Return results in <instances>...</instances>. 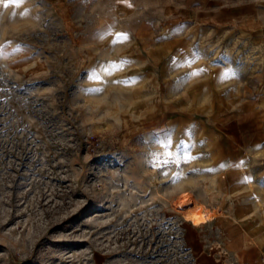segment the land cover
<instances>
[{
    "label": "rangeland",
    "instance_id": "1",
    "mask_svg": "<svg viewBox=\"0 0 264 264\" xmlns=\"http://www.w3.org/2000/svg\"><path fill=\"white\" fill-rule=\"evenodd\" d=\"M241 1L264 5L0 3V264L262 257L264 62L243 58L264 32L220 11ZM181 193L213 222L185 220Z\"/></svg>",
    "mask_w": 264,
    "mask_h": 264
},
{
    "label": "crops",
    "instance_id": "2",
    "mask_svg": "<svg viewBox=\"0 0 264 264\" xmlns=\"http://www.w3.org/2000/svg\"><path fill=\"white\" fill-rule=\"evenodd\" d=\"M220 11H222L225 16H228V18H222L221 20H227L229 28L236 31V33L242 32L246 35H255L259 31L264 32V5L241 1L228 8H221ZM261 91H264V87L261 88ZM248 124L251 125V131L256 132L257 129L259 130L257 127L258 122L255 118H252ZM199 241L202 243L201 240ZM233 243L235 244L233 246L238 249L236 252L238 253V258H243L244 256V258L246 257V259L250 261V264H259L261 258L258 257V255H253V257H251V253L246 254L250 250V247L240 244L238 241H233L232 244ZM201 246H203V244ZM245 263L249 264V262Z\"/></svg>",
    "mask_w": 264,
    "mask_h": 264
},
{
    "label": "bare ground",
    "instance_id": "3",
    "mask_svg": "<svg viewBox=\"0 0 264 264\" xmlns=\"http://www.w3.org/2000/svg\"><path fill=\"white\" fill-rule=\"evenodd\" d=\"M249 49L250 51L246 53L243 62L254 63L255 60L257 62H264V46L255 43ZM247 183L249 184V181ZM177 205L186 209L184 218L193 226L200 227L203 224H211L218 215L216 210L202 203H195L193 197L187 193H181L179 195Z\"/></svg>",
    "mask_w": 264,
    "mask_h": 264
},
{
    "label": "snow or ice",
    "instance_id": "4",
    "mask_svg": "<svg viewBox=\"0 0 264 264\" xmlns=\"http://www.w3.org/2000/svg\"><path fill=\"white\" fill-rule=\"evenodd\" d=\"M0 3H2L4 7H8L9 4L19 6L21 3H23V0H0ZM193 75H195V73H193Z\"/></svg>",
    "mask_w": 264,
    "mask_h": 264
},
{
    "label": "built area",
    "instance_id": "5",
    "mask_svg": "<svg viewBox=\"0 0 264 264\" xmlns=\"http://www.w3.org/2000/svg\"><path fill=\"white\" fill-rule=\"evenodd\" d=\"M262 261H264V254H262V257H261Z\"/></svg>",
    "mask_w": 264,
    "mask_h": 264
}]
</instances>
